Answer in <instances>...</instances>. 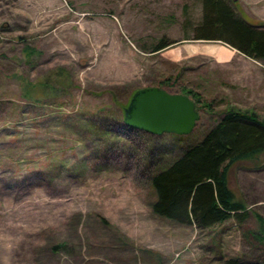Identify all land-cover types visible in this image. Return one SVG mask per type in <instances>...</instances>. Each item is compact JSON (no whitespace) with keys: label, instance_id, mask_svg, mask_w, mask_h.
<instances>
[{"label":"rangeland","instance_id":"rangeland-1","mask_svg":"<svg viewBox=\"0 0 264 264\" xmlns=\"http://www.w3.org/2000/svg\"><path fill=\"white\" fill-rule=\"evenodd\" d=\"M228 1L264 27V0ZM202 18V0H0V264L264 256V154L229 174L245 221L181 225L154 214L148 160L178 148L157 156L171 137H142L123 120L121 106L147 86L201 94L190 142L230 109L264 118V61L193 38ZM162 37L173 43L150 52Z\"/></svg>","mask_w":264,"mask_h":264},{"label":"trees","instance_id":"trees-1","mask_svg":"<svg viewBox=\"0 0 264 264\" xmlns=\"http://www.w3.org/2000/svg\"><path fill=\"white\" fill-rule=\"evenodd\" d=\"M202 6L203 18L194 26L193 38L219 40L250 58L264 61V27L247 21L228 0H202ZM172 43L162 37L152 45L150 52H158ZM60 70L50 71L49 76L52 78ZM182 91L196 102L200 110L201 94L189 88H182ZM128 104L121 108L125 111ZM204 104L210 105L207 102ZM114 117L112 119L115 123L112 126L118 121L123 123L117 113ZM131 129L142 137L151 136L160 140L165 135L171 137L159 143L161 148L155 150L157 156L178 148V154L171 161L163 162L161 158L155 159L152 154L148 158L151 164L157 165L150 175V184L155 194L151 206L155 215L181 225H195L200 229L211 228L230 218L243 222L249 217L250 209L244 199L238 198L231 188L229 174L233 166L254 162L264 154V118L249 111L227 110L194 142L187 141L189 135H155ZM154 143L156 141L153 140L149 145L153 151L156 149ZM257 217L264 227V217L260 214ZM258 239L264 240V233ZM145 264L165 263L156 260ZM223 264H264V256H229L224 258Z\"/></svg>","mask_w":264,"mask_h":264},{"label":"water","instance_id":"water-1","mask_svg":"<svg viewBox=\"0 0 264 264\" xmlns=\"http://www.w3.org/2000/svg\"><path fill=\"white\" fill-rule=\"evenodd\" d=\"M199 118L200 110L189 95L172 93L160 86L136 90L124 111L126 125L155 135H188Z\"/></svg>","mask_w":264,"mask_h":264}]
</instances>
